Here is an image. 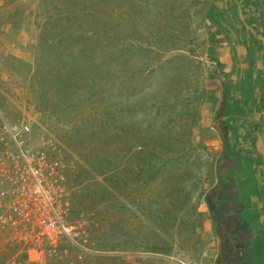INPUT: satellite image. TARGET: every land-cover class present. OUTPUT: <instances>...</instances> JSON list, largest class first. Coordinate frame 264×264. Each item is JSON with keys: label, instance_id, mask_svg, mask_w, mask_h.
Masks as SVG:
<instances>
[{"label": "rangeland", "instance_id": "374dc122", "mask_svg": "<svg viewBox=\"0 0 264 264\" xmlns=\"http://www.w3.org/2000/svg\"><path fill=\"white\" fill-rule=\"evenodd\" d=\"M73 1L0 0V156L15 135L23 150L60 160V207L82 228L77 243L59 241L44 264H211L213 244L201 234L217 153L203 99L226 83L228 68L195 38L207 0H76L71 21L55 19ZM48 19L76 34L61 41L57 31L43 32ZM129 32L155 49L133 54L126 68L143 57L161 62L119 83L121 63L102 55ZM231 111L235 121L245 113ZM24 125L30 130L20 131ZM168 136L176 158L160 163L143 151ZM0 264L35 263L4 231Z\"/></svg>", "mask_w": 264, "mask_h": 264}, {"label": "flooded vegetation", "instance_id": "af4514ba", "mask_svg": "<svg viewBox=\"0 0 264 264\" xmlns=\"http://www.w3.org/2000/svg\"><path fill=\"white\" fill-rule=\"evenodd\" d=\"M249 54L253 58L232 62L226 91L229 101L238 103L234 77L247 71L254 80L253 98L245 97V113L229 120L228 148L216 166L208 196L213 228L221 238L220 254L228 264H264V68L255 63L264 58V50Z\"/></svg>", "mask_w": 264, "mask_h": 264}, {"label": "built area", "instance_id": "2783aa9c", "mask_svg": "<svg viewBox=\"0 0 264 264\" xmlns=\"http://www.w3.org/2000/svg\"><path fill=\"white\" fill-rule=\"evenodd\" d=\"M29 130L28 125L20 129ZM13 138L15 147L0 156V232L20 242L27 261L44 264L47 255L58 252L59 241L77 243L82 228L60 207L66 181L61 161L23 150Z\"/></svg>", "mask_w": 264, "mask_h": 264}, {"label": "crops", "instance_id": "0c3cea01", "mask_svg": "<svg viewBox=\"0 0 264 264\" xmlns=\"http://www.w3.org/2000/svg\"><path fill=\"white\" fill-rule=\"evenodd\" d=\"M206 5L207 16L196 27L195 38L201 41L202 49L209 58L220 66H227L228 71L224 75L231 71L235 59L242 61L244 58H253L249 52L264 50V0H207ZM260 59L262 63L257 60L255 63L264 68V58ZM205 94L203 102L205 101L207 109L211 111L206 114V121L210 124L208 141L214 142L218 164L228 148L225 134L229 128L228 117L233 112L229 110L237 108L238 103L234 100L229 101L226 83L215 89L208 88ZM207 212L209 217L203 224L201 238L213 244L211 264H228L227 260H224V255L220 254L221 238L213 228L209 208Z\"/></svg>", "mask_w": 264, "mask_h": 264}, {"label": "trees", "instance_id": "16d2710c", "mask_svg": "<svg viewBox=\"0 0 264 264\" xmlns=\"http://www.w3.org/2000/svg\"><path fill=\"white\" fill-rule=\"evenodd\" d=\"M58 2V1H54L53 5ZM57 5V4H56ZM59 7V6H58ZM77 9V3L76 0H74L71 4H67L65 6V9H61V6L59 8H57V10H54V17L57 20H62V18L64 20L69 19L71 21L72 17L75 14V11ZM89 15V18H91V21H93L94 18H97V16L95 14H87ZM206 16H207V12H206ZM53 22V23H52ZM48 24L49 27H48ZM70 25V24H69ZM72 26V25H71ZM45 28V29H43ZM70 26H68V23H66V21H64V24H60V26L57 28L55 26V22L53 20L48 19L47 22H45V24H43L42 29L43 32L45 31H50L51 33L54 32H58L59 35L56 36L58 37L61 41H65V37H63L64 35H66L67 33L74 35L76 33L73 32H68ZM136 32V30H134ZM155 32V31H154ZM96 34L98 35L99 33L96 32ZM63 35V36H62ZM97 36L95 35V37H93V39H95ZM122 39H120L122 42L117 43L116 42H112L113 45L110 46L109 49L105 50V53L102 55L104 56L106 59L111 58V57H115V60H118V63H121V71L120 74H122V77H120V80L118 81L120 82H128L131 81L139 76H143L145 75L147 72H150L151 69L155 68V65H157L158 63L161 62V59H155V58H139L136 62H137V66L131 67L129 66V68L125 67L127 66L126 64V60L130 59V57L133 54H137L140 52V50L145 49L146 52L149 54L151 52V49H155L151 47H149V44H146V41L148 40L149 37H147V39L145 40L143 37L138 36L137 38L134 36H132V33L129 32V36L128 34H125L123 36ZM118 38V37H117ZM91 39V43L93 41L92 37L90 36ZM97 39V38H96ZM116 40L114 34H111L108 37V44H110V40ZM89 42V38L87 39ZM64 43V42H62ZM128 44H131L132 47H129ZM80 55L85 54L87 51L86 49H84V46L81 45L80 46ZM171 47V46H170ZM174 49V48H170ZM163 53H166L167 51H169L167 48H163ZM115 60H113V62H115ZM239 76H235L234 80H237V94L239 95V101H238V107L243 109V107L246 105L245 104V97L248 98V101L251 100L253 98L252 93H251V89L253 87V77L252 75H250V73H248L247 71H245V73H241L238 74ZM120 76V75H119ZM118 76V77H119ZM252 96V98H251ZM229 99H232L231 97H229ZM141 149V148H140ZM171 137L168 136L165 140H161L159 144L155 145V147H151V148H145L143 151H150V154L153 158H157V161L161 162H165L167 161L169 158L172 159V157H177L180 154H175V155H170L167 154V151H171ZM154 161H150L147 164L148 168L153 169L154 168ZM154 171V170H152Z\"/></svg>", "mask_w": 264, "mask_h": 264}]
</instances>
